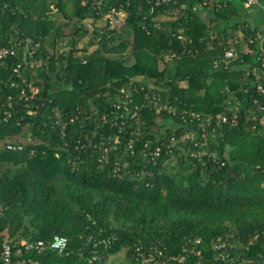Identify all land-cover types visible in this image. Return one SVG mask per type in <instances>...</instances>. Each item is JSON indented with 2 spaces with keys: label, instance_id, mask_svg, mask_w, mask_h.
Masks as SVG:
<instances>
[{
  "label": "trees",
  "instance_id": "16d2710c",
  "mask_svg": "<svg viewBox=\"0 0 264 264\" xmlns=\"http://www.w3.org/2000/svg\"><path fill=\"white\" fill-rule=\"evenodd\" d=\"M201 1L0 0V46L21 40L0 60V264H106L122 249L141 264L136 247L264 264V19L244 0ZM111 7L124 17L109 29ZM54 235L64 253L22 244Z\"/></svg>",
  "mask_w": 264,
  "mask_h": 264
},
{
  "label": "built area",
  "instance_id": "2783aa9c",
  "mask_svg": "<svg viewBox=\"0 0 264 264\" xmlns=\"http://www.w3.org/2000/svg\"><path fill=\"white\" fill-rule=\"evenodd\" d=\"M102 1L103 0H93L92 5L96 8H100ZM169 1L170 0H155L157 4L163 3V2H169ZM214 4H215V0H202L200 5L206 6V5H214ZM244 6L248 7L249 9H257L261 11L262 13H264V0H244ZM196 7L198 6H194L193 8H196ZM121 15H123L122 8L117 9L115 7H111L104 13L103 20L106 24H108V28L111 29L113 28L114 24L118 22V19ZM256 38L259 40V46H260V51H261L260 52L261 53V65L259 69L255 68L256 73H257L255 76L257 79L256 89L258 92L264 93V35L258 32L256 35ZM247 40L249 42H252L251 38H248ZM30 43H31L30 39H27L25 42L27 46ZM229 43H230L229 46H226L223 49L222 59L225 62L235 58L236 53L238 51L237 45L239 44V40L237 38L229 40ZM20 44H21V40H18V41H15L10 46H0V60H2L3 58L7 56H17V47L20 46ZM26 45H25V48H26ZM240 49L243 52H247V48H245L244 45ZM33 53H34L33 48L30 50L24 49L23 57L25 56L32 57ZM33 61H34L33 59L29 61L30 66H33V63H34ZM13 72L15 73V76L17 78H20L22 82L24 83V85L21 87V90H20L21 95H24L25 99L32 98L33 95L37 92V88L31 83H26L24 79L22 78L21 63L16 64V66L13 68ZM14 84L16 83L12 81L11 85H14ZM26 88L29 94H27ZM121 91L123 92V89H121ZM226 119H227L226 116L221 117L222 121H225ZM206 120L209 121V118ZM6 148L21 150L22 145L8 143L6 145ZM157 153L158 152L155 151V154ZM108 241H109V238H106V239L102 238V239H99L95 243H103L106 245ZM22 244L25 249H35L38 252H41L44 248H48L58 253H64L67 247V238L62 235H54L48 242H44L43 240L39 239L34 242L23 241ZM161 256H162V253L160 252L154 253L151 250H148L147 253H141L139 247H136L134 250V253L132 254V258L134 260H138L139 258L141 259V264H163L169 260H174L176 261V263L180 264L182 263L184 259L183 255H177V256L169 255L167 256L166 259L159 260L158 258H160ZM1 258L4 261V263L10 262L11 248H10L9 243L6 241H4L2 244ZM89 261L92 262V264H100L99 260L96 259L95 256H92L89 259ZM18 263L20 264H41L40 262L36 260H32L30 258L22 259Z\"/></svg>",
  "mask_w": 264,
  "mask_h": 264
},
{
  "label": "rangeland",
  "instance_id": "374dc122",
  "mask_svg": "<svg viewBox=\"0 0 264 264\" xmlns=\"http://www.w3.org/2000/svg\"><path fill=\"white\" fill-rule=\"evenodd\" d=\"M249 12H250V16H248L249 20L259 22V21L264 19V13L259 12L256 9H249ZM123 17H124V13H123V15H121L119 17L118 22H120L123 19ZM162 17H165V16H161L160 18H162ZM58 19H61V17H59ZM87 40H88L87 37L83 38L80 41V46H86ZM92 48L93 47H90V49H92ZM263 122H264V119H263ZM4 236H5V238H7L6 232L4 233ZM107 261L108 262L106 264H130V260L125 255V249H122L117 254L110 256L109 260H107Z\"/></svg>",
  "mask_w": 264,
  "mask_h": 264
}]
</instances>
